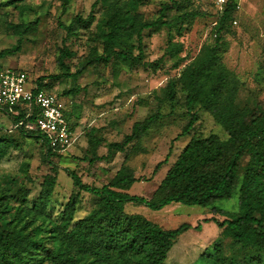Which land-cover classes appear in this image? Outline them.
<instances>
[{"label": "rangeland", "instance_id": "rangeland-1", "mask_svg": "<svg viewBox=\"0 0 264 264\" xmlns=\"http://www.w3.org/2000/svg\"><path fill=\"white\" fill-rule=\"evenodd\" d=\"M95 1L70 0L65 6L63 0H0V52L14 49L12 54L0 57V75L7 68H17L25 70L35 83L44 76V82L66 103L68 120L77 133V141L68 155L52 156L47 161L42 142L11 129L12 121L0 109V137L13 140L9 144L0 141V184L25 187L31 203L40 193L44 175L54 173L52 166L57 165L58 183L50 211L52 218L58 220L69 201L78 200L74 217L79 218L93 209L98 200L95 195L74 185L64 170L66 167L79 173L84 182L102 186L126 163L141 179L127 192L150 198L191 136L205 137L216 133L223 139L228 138L225 128L201 107L195 108L198 121L193 130L189 135L180 136L189 120L185 93L178 83L175 103H171L165 94L169 80L181 78L186 66L202 60L209 46L215 44L214 26L225 5L221 7L217 0H181L189 10L198 12L183 36L170 32L167 27L151 34L145 30L141 63L132 66L128 60L115 58L108 64L97 62L87 65L94 47L102 53V39L109 32L105 11L115 1L124 2L99 0L93 8ZM168 1L146 0L139 6L138 12L144 19H153ZM237 2L236 13L225 36L227 45L223 47V61L238 78V106L260 113L264 110V0ZM92 10L96 20L89 29H83L76 23L72 33H68L62 26L70 24L77 15L86 18ZM32 21L36 23L35 29L28 33H19L15 28L16 24ZM170 40L184 44L181 55L187 58L178 67L175 66L176 59L165 54ZM133 41L136 42V38H132ZM65 45L76 52L74 57L65 58L69 71L62 69L57 61ZM134 54H139V48H135ZM84 65L83 72L76 74ZM54 75L59 77L54 78ZM182 80L186 82L187 77ZM157 112L161 117L143 136L139 149L131 144L126 152H116L109 159L95 162L85 159L94 155L87 137L91 128H97V135L103 139L97 154L104 155L108 153L109 142L123 140L135 122ZM171 149L169 161L154 173L156 165L167 157ZM248 160L246 155L240 162V181ZM213 208L219 212L215 213ZM125 210L142 214L167 229L183 223L191 225L170 249L167 264L202 263L207 258L203 257L205 250L213 248L220 239L223 240L225 255H244L231 238L222 237L221 227L211 219L214 216L224 220L239 213L238 187L230 198L218 199L207 206L172 202L163 208L153 209L129 202Z\"/></svg>", "mask_w": 264, "mask_h": 264}, {"label": "trees", "instance_id": "trees-1", "mask_svg": "<svg viewBox=\"0 0 264 264\" xmlns=\"http://www.w3.org/2000/svg\"><path fill=\"white\" fill-rule=\"evenodd\" d=\"M145 1L113 2L112 7L104 13L109 32L102 39V53L94 47L87 65L97 62L108 64L115 58L128 60L132 66L141 63L145 30L151 34L167 27L170 32L175 31L178 36H183L198 15L181 0H169L162 5L157 17L144 19L138 8ZM69 2L63 0L65 6ZM98 2L93 3V8ZM237 4V0H227L214 26L215 44L209 46L207 55L187 65L182 77L171 78L165 88L166 97L171 103L177 99L178 83L185 93L189 120L180 136L189 135L193 130L198 121L195 108L201 107L225 128L228 138L223 139L216 133L205 137L191 136L150 198L127 192L141 179L126 163L102 186L86 183L75 170L64 168L77 188L98 199L96 206L79 218L74 217L77 199L66 204L60 220L51 216L50 203L58 183L57 165L52 166L54 173L44 175L40 193L31 203L25 187L0 184V264H167L170 249L191 225L183 223L167 229L142 214L126 211L125 205L132 202L160 209L172 202H181L207 206L218 199L230 198L237 187L239 213L224 220L214 216L211 219L221 227L222 237L231 238L244 251V255H225L223 240L220 239L213 248L205 250L203 257L207 258L199 264H264V110L256 113L250 108L238 106L239 81L222 56L223 47L227 45L225 36ZM95 20L96 15L92 10L86 18L77 15L70 24L62 26L72 33L76 23L83 29H89ZM35 24L33 21L16 24L15 28L19 33H28L35 29ZM132 38H136V42H132ZM135 48H139L137 55L134 54ZM183 50V42L170 40L165 54L175 58V66L178 67L187 58L181 55ZM13 52L14 49H4L0 57ZM75 55L76 52L67 45L63 46L57 60L61 68L69 71L65 58ZM85 67H81L76 74L82 73ZM58 77L54 75V78ZM184 77H187L186 82L182 80ZM45 79L41 76L36 83L33 81L36 90L53 92L51 86L44 82ZM0 109L12 121L11 129L42 142L47 161L52 156L68 155V152L54 151L49 146L48 137L40 129L28 127L30 123L35 124L41 115L37 104L24 102L0 106ZM160 117L157 112L135 122L123 140L107 144L108 153L104 155L97 154L103 139L97 135V128H91L87 137L94 155L85 159L90 162L109 159L116 152H126L131 144L139 149L141 139ZM72 127L75 128L74 125ZM0 141L13 143L7 137H0ZM171 152L172 149L156 165L154 173L169 161ZM246 155L249 160L240 181L238 168ZM213 210L219 212L216 208Z\"/></svg>", "mask_w": 264, "mask_h": 264}, {"label": "built area", "instance_id": "built-area-1", "mask_svg": "<svg viewBox=\"0 0 264 264\" xmlns=\"http://www.w3.org/2000/svg\"><path fill=\"white\" fill-rule=\"evenodd\" d=\"M227 0H217L223 7ZM30 81L32 85H30ZM35 103L41 109L37 122L29 128L40 129L48 137L49 146L56 152L66 153L77 141V133L68 120L67 106L56 93L36 90L26 71L5 69L0 75V106Z\"/></svg>", "mask_w": 264, "mask_h": 264}]
</instances>
